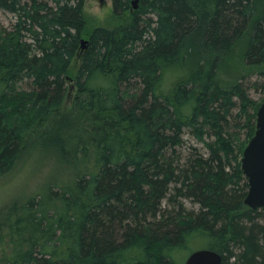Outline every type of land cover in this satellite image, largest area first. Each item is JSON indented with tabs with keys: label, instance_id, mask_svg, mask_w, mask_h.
I'll return each instance as SVG.
<instances>
[{
	"label": "trees",
	"instance_id": "trees-1",
	"mask_svg": "<svg viewBox=\"0 0 264 264\" xmlns=\"http://www.w3.org/2000/svg\"><path fill=\"white\" fill-rule=\"evenodd\" d=\"M110 1L128 19L81 47L85 0H0V174L32 134L72 172L0 220V264H264L241 169L261 102L221 74L242 41L264 69V0Z\"/></svg>",
	"mask_w": 264,
	"mask_h": 264
},
{
	"label": "rangeland",
	"instance_id": "rangeland-1",
	"mask_svg": "<svg viewBox=\"0 0 264 264\" xmlns=\"http://www.w3.org/2000/svg\"><path fill=\"white\" fill-rule=\"evenodd\" d=\"M132 6V4H131ZM133 10V7L131 11ZM83 15L85 19V31H84V38L83 40H87V37L89 33L97 27H103V28H113L117 25H120L121 23H124L128 16L125 17H117L112 12V6L110 0H85L84 7H83ZM13 22V17L11 15L5 14L0 12V29L1 28H9ZM248 34L245 35L247 37ZM197 44L196 42H194ZM244 42L242 41L233 52H230L229 56L230 58H227V60L224 62L223 66L225 67V72L222 70V75L224 74V77L228 80L231 79H239L241 77L243 87L245 88L248 97L252 102L259 103L262 102V99L264 98V69L258 71L259 69L255 68H249L244 65V62L240 56L241 49L243 48ZM195 46V45H194ZM196 48V46H195ZM76 61V65H77ZM76 66L74 65L71 69L70 74L73 75V72L75 71ZM252 85V86H251ZM254 86V87H253ZM247 87V88H246ZM20 88L23 90H28L29 88L26 85L21 84ZM73 95L72 90H69L68 94V100L66 102V106L70 105L71 97ZM16 98L14 95H9L8 100H13ZM235 112V111H234ZM256 119V118H255ZM184 139L187 145L195 146L197 148H202L204 151L203 145L199 143L192 135L189 133H186L184 135ZM205 141L207 139L205 138ZM2 175V174H0ZM45 193V192H44ZM40 193V194H44ZM39 194L31 195L28 197H25L21 200L16 201H10L7 203H0V220L3 223L6 218L7 220H12L13 216L7 215V213L11 209H15L20 204L24 203L29 197L32 196H38ZM188 208H191V204H186ZM6 228V227H4ZM3 235L5 237V241L8 239V231L7 229L4 230ZM194 247H199L198 245H195ZM2 250L0 249V258L2 257ZM187 253L184 254L183 258H187ZM184 258V259H185ZM184 264V262H183Z\"/></svg>",
	"mask_w": 264,
	"mask_h": 264
},
{
	"label": "clouds",
	"instance_id": "clouds-1",
	"mask_svg": "<svg viewBox=\"0 0 264 264\" xmlns=\"http://www.w3.org/2000/svg\"><path fill=\"white\" fill-rule=\"evenodd\" d=\"M26 147L13 167L0 175V203L21 200L66 184L72 177L69 166L38 134L26 140Z\"/></svg>",
	"mask_w": 264,
	"mask_h": 264
},
{
	"label": "water",
	"instance_id": "water-1",
	"mask_svg": "<svg viewBox=\"0 0 264 264\" xmlns=\"http://www.w3.org/2000/svg\"><path fill=\"white\" fill-rule=\"evenodd\" d=\"M137 0L132 1L136 9ZM87 43L81 40V46ZM241 169L248 184L244 204L250 209L264 207V98L256 112L255 132L241 156ZM184 264H222L221 255L208 249L192 252Z\"/></svg>",
	"mask_w": 264,
	"mask_h": 264
},
{
	"label": "bare ground",
	"instance_id": "bare-ground-1",
	"mask_svg": "<svg viewBox=\"0 0 264 264\" xmlns=\"http://www.w3.org/2000/svg\"><path fill=\"white\" fill-rule=\"evenodd\" d=\"M81 47H84V46H81ZM198 250H200V249H198ZM195 251H196V250H195ZM193 252H194V251H193ZM190 254H191V253H190ZM190 254H189V255H190ZM189 255H188V256H189ZM188 256H187V257H188ZM186 259H187V258H186ZM186 259H185V261H186ZM185 261H184V263H185Z\"/></svg>",
	"mask_w": 264,
	"mask_h": 264
}]
</instances>
